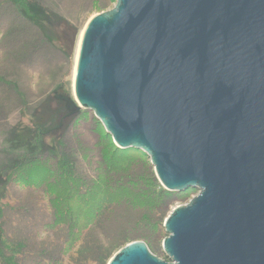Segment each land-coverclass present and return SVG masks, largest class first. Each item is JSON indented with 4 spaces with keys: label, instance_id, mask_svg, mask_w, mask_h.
<instances>
[{
    "label": "water",
    "instance_id": "water-1",
    "mask_svg": "<svg viewBox=\"0 0 264 264\" xmlns=\"http://www.w3.org/2000/svg\"><path fill=\"white\" fill-rule=\"evenodd\" d=\"M85 26L79 108L144 153L170 192L160 258L142 240L108 264H264V0H113Z\"/></svg>",
    "mask_w": 264,
    "mask_h": 264
},
{
    "label": "rangeland",
    "instance_id": "rangeland-1",
    "mask_svg": "<svg viewBox=\"0 0 264 264\" xmlns=\"http://www.w3.org/2000/svg\"><path fill=\"white\" fill-rule=\"evenodd\" d=\"M0 4L36 24L40 45L15 51L0 88V264H108L134 240L164 258L165 219L198 191L164 192L150 159L118 149L74 95L81 32L115 1Z\"/></svg>",
    "mask_w": 264,
    "mask_h": 264
},
{
    "label": "trees",
    "instance_id": "trees-1",
    "mask_svg": "<svg viewBox=\"0 0 264 264\" xmlns=\"http://www.w3.org/2000/svg\"><path fill=\"white\" fill-rule=\"evenodd\" d=\"M1 6H3V4H0V88L6 85L8 86L9 82H6V80L7 79L11 80V78L13 77V72L19 71L18 70L19 65L17 64L15 60V57H16L15 51L23 48L25 50V55H26L29 50L37 51L40 47L39 41H38L39 36L36 35L35 37L34 35H31V32H29V31H33L36 29V24L34 22H30L27 19H25V17L18 12L17 7L16 8H12V7L2 8ZM24 27H26V30L22 31ZM23 64L29 67L28 62L27 63L23 62ZM25 76L27 78L29 77V75H25ZM111 138L112 137L108 136V139H111ZM120 150H123V149H120ZM163 191L167 192V190L165 191V189ZM160 197H162V195H160ZM10 199H13V198L10 197ZM15 212L18 216L17 218H19L20 216L19 214L22 211L19 209H16ZM68 214L69 216H71V211H68ZM164 258H166L165 254H164Z\"/></svg>",
    "mask_w": 264,
    "mask_h": 264
},
{
    "label": "bare ground",
    "instance_id": "bare-ground-1",
    "mask_svg": "<svg viewBox=\"0 0 264 264\" xmlns=\"http://www.w3.org/2000/svg\"><path fill=\"white\" fill-rule=\"evenodd\" d=\"M86 26V25H85ZM85 29V27H84ZM84 29L83 31L81 32V35H80V39H79V44H78V48H77V54H76V65H77V59H78V53H79V48H80V42H81V38H82V35H83V32H84ZM75 70H76V66H75ZM75 70H74V77H75ZM75 79V78H74ZM73 79V82L75 81ZM73 86H74V83H73ZM75 95V94H74Z\"/></svg>",
    "mask_w": 264,
    "mask_h": 264
}]
</instances>
